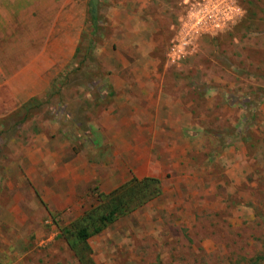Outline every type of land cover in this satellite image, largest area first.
Listing matches in <instances>:
<instances>
[{
    "label": "rangeland",
    "instance_id": "obj_1",
    "mask_svg": "<svg viewBox=\"0 0 264 264\" xmlns=\"http://www.w3.org/2000/svg\"><path fill=\"white\" fill-rule=\"evenodd\" d=\"M201 1L0 0V264H86L72 224L144 179L89 264H264V0L172 54Z\"/></svg>",
    "mask_w": 264,
    "mask_h": 264
},
{
    "label": "trees",
    "instance_id": "obj_2",
    "mask_svg": "<svg viewBox=\"0 0 264 264\" xmlns=\"http://www.w3.org/2000/svg\"><path fill=\"white\" fill-rule=\"evenodd\" d=\"M95 12L89 10V16L92 23L95 20ZM157 183L153 179H144L139 182L131 181L122 185L118 189L111 191L108 195H102V207H97L94 210L86 212L76 223L72 224L70 240L66 238L69 249L74 255L81 260L85 259L86 264H89L87 254L86 240L91 235L99 233L107 225L111 224L116 218L122 215L124 208L134 207L133 202L141 204L142 202L152 198L157 193ZM143 199V200H141Z\"/></svg>",
    "mask_w": 264,
    "mask_h": 264
},
{
    "label": "built area",
    "instance_id": "obj_3",
    "mask_svg": "<svg viewBox=\"0 0 264 264\" xmlns=\"http://www.w3.org/2000/svg\"><path fill=\"white\" fill-rule=\"evenodd\" d=\"M229 0L209 1L203 0L196 2L178 20L179 29L176 31L173 40L172 54L177 55L179 51L185 49L192 42L196 34L206 32L208 29L222 24L230 12Z\"/></svg>",
    "mask_w": 264,
    "mask_h": 264
},
{
    "label": "crops",
    "instance_id": "obj_4",
    "mask_svg": "<svg viewBox=\"0 0 264 264\" xmlns=\"http://www.w3.org/2000/svg\"><path fill=\"white\" fill-rule=\"evenodd\" d=\"M115 11L117 13H120V11L118 9L115 10ZM178 20H179V18L177 19V21ZM10 23H11L10 20L5 19L4 16L0 15V42H7V38H9V36L11 34V31H8L9 33L7 34V32H5L6 28L4 27V24L5 25L7 24V28H8L10 26ZM148 23H150V22H148ZM151 23H152V21H151ZM120 28H121V32L123 33V37L125 35L126 42H145L144 41V39L146 38L145 34H143V32H141V31L136 30V28L132 26V23H128L127 22L124 28L122 26H120ZM90 29L93 30V26H91ZM156 31H157V29L152 30V33H150L151 31H148L149 39H148V36H147V40H146L147 42H152L151 41L152 40V36L155 35L154 33H156ZM175 31H176V27L174 28V32ZM63 37L65 38L64 34H63ZM23 42H27V41L24 40ZM1 52H3V50ZM7 52H10V51L8 50ZM7 52L5 53V55H7Z\"/></svg>",
    "mask_w": 264,
    "mask_h": 264
},
{
    "label": "water",
    "instance_id": "obj_5",
    "mask_svg": "<svg viewBox=\"0 0 264 264\" xmlns=\"http://www.w3.org/2000/svg\"><path fill=\"white\" fill-rule=\"evenodd\" d=\"M98 0H90L91 9L94 10Z\"/></svg>",
    "mask_w": 264,
    "mask_h": 264
}]
</instances>
